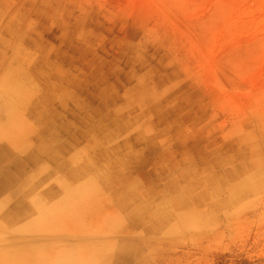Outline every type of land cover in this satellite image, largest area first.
I'll return each instance as SVG.
<instances>
[{
    "label": "rangeland",
    "instance_id": "1",
    "mask_svg": "<svg viewBox=\"0 0 264 264\" xmlns=\"http://www.w3.org/2000/svg\"><path fill=\"white\" fill-rule=\"evenodd\" d=\"M56 58L70 59L72 82L96 94L89 107L122 96L109 109L111 115L123 110L133 123L122 136H167L190 118H205L210 135L232 138L237 196L231 209L175 235L139 237L148 241L128 264H264V0H0V69H48ZM156 84L162 86L153 90ZM132 91L141 103L153 91L163 96L159 112L170 119L161 123L151 112L155 104L143 102L134 111L140 102L127 96ZM62 105L57 110L64 116ZM89 139L96 145L84 157L96 162L100 139ZM249 173H256L255 185L236 184ZM57 207L67 210L60 202ZM111 208L102 193L73 200L74 215L58 217L62 231L51 238L57 259L75 258L88 247L87 258L74 260L115 264L107 250L96 259L98 248L112 242ZM123 213L115 240L129 237Z\"/></svg>",
    "mask_w": 264,
    "mask_h": 264
},
{
    "label": "crops",
    "instance_id": "2",
    "mask_svg": "<svg viewBox=\"0 0 264 264\" xmlns=\"http://www.w3.org/2000/svg\"><path fill=\"white\" fill-rule=\"evenodd\" d=\"M48 67L0 69V202L5 206L0 207V264H88L74 260L87 258L88 247H81L85 251L75 258L69 253V258L60 260L51 238L62 231L57 218L72 217V201L87 200L90 192L113 201V208L107 209L113 217L112 242L105 251L98 248L96 259L108 252L115 255V264H128L137 257L142 242L148 241L139 237L175 235L199 225L204 216L214 218L231 209L237 195L233 196L230 136L210 135V121L205 118L199 122L190 118L188 125L183 122L167 136H122L133 123L123 110L109 113L122 100L119 93L105 104L89 107L88 102L95 103L98 97L72 82L70 59L56 58ZM132 92L127 96L140 102ZM107 93L109 89L102 94ZM138 95L142 98L143 92ZM150 96L144 105L155 104L151 112L160 116L161 123L170 119L169 113L159 112L163 96L154 91ZM142 103L134 111L143 109ZM61 105L64 116L57 110ZM16 125L21 130L11 132ZM114 126L116 132H109ZM91 134L100 139L96 162L84 157L89 146L96 145ZM78 153L83 155L79 162L74 160ZM251 166H257L256 158ZM256 178V173H249L236 184L255 185ZM121 187L127 195L121 194ZM58 202L67 210L58 208ZM122 212L129 237L121 241L115 235L120 233L116 218ZM95 222L104 231V220ZM42 250L44 255L48 251L43 260Z\"/></svg>",
    "mask_w": 264,
    "mask_h": 264
},
{
    "label": "bare ground",
    "instance_id": "3",
    "mask_svg": "<svg viewBox=\"0 0 264 264\" xmlns=\"http://www.w3.org/2000/svg\"><path fill=\"white\" fill-rule=\"evenodd\" d=\"M16 78H19V77H16ZM13 80H14V78H12ZM27 79V78H26ZM10 81H12V80H10ZM21 81V80H20ZM19 82V81H18ZM24 83V82H23ZM5 84V83H4ZM16 84V83H15ZM6 85V84H5ZM9 85V84H8ZM19 85V84H18ZM6 87V86H5ZM10 87H11V85H10ZM10 87H9V89H10ZM12 87H14V86H12ZM18 87V86H17ZM15 89V88H14ZM20 89V88H19ZM18 89V90H19ZM22 89V88H21ZM2 91V90H1ZM25 91V90H24ZM23 92V91H22ZM16 93H17V90H16ZM18 93H20V92H18ZM2 94H5V93H2ZM10 94V93H9ZM22 94V93H21ZM12 95H16V94H12ZM23 95V94H22ZM15 97V96H14ZM16 98H18V97H16ZM2 99V98H1ZM16 100V99H15ZM12 101V100H11ZM22 102V101H21ZM10 103V102H9ZM15 103V102H14ZM13 104V103H12ZM19 104V103H18ZM9 105V104H8ZM17 105V104H16ZM20 105V104H19ZM10 106H12V107H14L13 105H11V103H10ZM12 107H9V108H12ZM4 109V108H3ZM14 109V108H13ZM19 109V108H18ZM3 113V112H2ZM9 113V112H8ZM1 114V113H0ZM4 114V113H3ZM2 115V114H1ZM10 115V114H9ZM8 115V116H9ZM3 116V115H2ZM12 117V116H11ZM6 118V117H5ZM13 118V117H12ZM15 119H16V116H15ZM10 120V119H9ZM23 120V119H22ZM11 121V120H10ZM7 122V121H6ZM20 123V122H19ZM11 124V123H10ZM21 128V127H20ZM12 129L13 130H10L11 132H16V131H20L21 129H18V125H16V126H12ZM7 178V177H6Z\"/></svg>",
    "mask_w": 264,
    "mask_h": 264
}]
</instances>
